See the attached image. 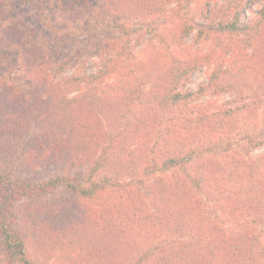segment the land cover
Wrapping results in <instances>:
<instances>
[{"label": "rangeland", "instance_id": "obj_1", "mask_svg": "<svg viewBox=\"0 0 264 264\" xmlns=\"http://www.w3.org/2000/svg\"><path fill=\"white\" fill-rule=\"evenodd\" d=\"M152 1L159 4V11L148 17L137 11L136 0H0V183L2 176L6 177L0 184V264H94L104 255L93 248L97 238L89 234L88 238L80 240L86 231L101 225H97L99 212L105 209L101 204L100 209L95 198L78 195L65 186L66 182L76 183L77 178L82 180L83 186H88L89 180L84 179L88 175L86 169L72 162L46 159L56 139L47 150L42 133L48 125V114L37 111L48 98L46 92L44 94L45 83L57 85L60 80L67 81V98L78 100L79 94L92 98L91 86L78 79L94 73L101 77L92 85L99 97L105 95V87L115 83L123 73L142 80V86L147 88L152 82L136 73L142 61L151 55L164 57L166 62L179 59L185 45V51L188 48L204 57L182 88L195 91L207 85L209 75L216 68L228 69L231 63L243 65L240 55L252 53L247 39L257 43L254 38L264 31L255 27L250 31L252 37L242 31L201 32L197 38L200 27L217 18L214 15L223 6L236 0ZM245 3L239 13L235 10L227 19L235 17L239 26L253 25L264 8V0ZM185 23L194 24L187 37L181 42L172 40L177 25ZM133 26H136L134 30ZM263 37L264 33L259 41ZM106 41L111 44L104 51ZM261 45L264 47V42ZM241 72L240 80L244 81L235 82V90L228 88L215 93L208 87L203 94L183 105L184 112L194 106H232L249 101L250 114L246 111L241 114L227 132L228 136L222 137L224 140L221 138L214 147L197 141L195 133H189L187 138L178 137L180 140H173L171 146L164 142L153 146V137L148 158H154L156 164L145 183L158 186L155 183L162 176L163 180L174 182L179 194L167 183L166 192L174 191L182 202L190 196L201 199L207 216L202 222L207 228H203L223 245L235 246V240L243 245L241 250L236 249L237 255L223 264H264V214L260 209L264 199L261 201L257 196L259 182L264 180L261 179L264 176V72L259 64L250 65ZM247 72L251 73L244 74ZM35 96L40 98L36 106ZM83 103L85 114H90L86 106L91 105V101ZM51 105L52 102H47L49 110ZM132 107L137 113L138 101ZM113 118L95 109L84 140L94 142V132L98 128L106 133L104 139L108 146ZM64 131L61 126L57 129L58 133ZM139 135L127 137L128 141H133L127 149L140 145ZM72 145L68 144V151ZM86 146L80 145L79 150L85 151ZM167 157L177 160L164 164ZM257 158H261L259 165L263 175L248 169V164ZM198 164L202 169L199 178L194 172L198 171ZM228 168H232L235 176L230 175L231 171L226 172ZM54 177H60V182L49 191L25 190ZM144 199L150 202V198ZM157 210L156 207L149 212L157 215ZM193 213L201 212L195 208ZM176 215L170 216L171 221L180 220L182 224L184 218L178 219ZM57 229L60 231L53 234ZM7 233L15 236L18 246L7 245ZM80 242L86 247L80 249ZM153 244L135 240L133 252L123 251L115 262L151 264L154 251L148 257H143L142 253Z\"/></svg>", "mask_w": 264, "mask_h": 264}, {"label": "trees", "instance_id": "obj_2", "mask_svg": "<svg viewBox=\"0 0 264 264\" xmlns=\"http://www.w3.org/2000/svg\"><path fill=\"white\" fill-rule=\"evenodd\" d=\"M150 1L136 0L137 11H141L143 16L150 17L159 11V4ZM249 1L251 0H236L232 1V7H230L231 4L223 6L214 15L218 16L217 18H213L206 26L199 28L197 38L201 32L218 34L225 31L232 33L242 31L243 34L248 33L247 35L252 37L250 34L252 29L254 30L255 27L257 30L258 27L264 29V8L258 14L253 25L239 26L236 24L235 17L231 20L227 19V16L230 13L234 14L235 10H238L239 13L243 4ZM160 4L164 6L163 3L160 2ZM234 7L235 9L231 12ZM193 27V23L178 24L172 32L171 39L183 41ZM106 28L109 29V27ZM135 28L136 26L131 27L132 30ZM263 33L264 31L254 38L257 39V43L253 42V39H247V47L252 48V53L245 52L240 55L239 59L244 61L243 65L231 63L228 69L216 68L209 75L207 85H201L195 91L182 90V88L188 82L189 74L199 66L204 57L189 51L188 48L185 51V45L182 46V57L179 59L166 62L164 57L151 55L147 60L142 61L141 65L137 67L138 69L135 68L138 76H143L147 82H152L151 86L147 88L142 86V80L137 81L133 76L129 77L124 73L117 77L115 83L105 87V95L101 97L95 95L97 89L92 87L97 80H101V77L95 73L78 79L91 86L92 90L89 89V93L92 98L82 94H79L80 100L67 98L69 91H66L68 82L65 80H60L57 85H46L47 83L43 85L46 88L44 94L46 92L48 98L42 101L37 111L43 110L48 114V125L46 124L42 133L47 150L50 149L53 139H56L55 147L50 150L46 159L49 162L63 163L65 161V163L72 162V164L84 166L88 174L84 179L89 180V185L83 186L82 180L77 178L76 183L66 182L65 186L78 195L95 198L99 206L101 204L102 209H105L103 212H99L97 225H101L86 231L85 236L80 240L88 238L89 234L97 238V242L93 243V248L104 252V255H100V260L97 259L94 264L114 263L121 258L123 251L133 252V241L138 239L145 243H154L148 245L142 253L143 257H148L154 251L151 264H223L228 262L232 256L237 255L236 249L243 248V245L236 240L235 246L231 247L230 243L223 245L213 234L204 229L207 227L202 222L206 214L200 198L185 197L186 200L182 202L180 195L174 191L166 192L168 189L164 188L166 183L176 188L172 180H163L164 178L161 176L160 181L155 183L158 186L154 187L152 184H146L145 180L146 176L153 172L156 164L154 158L150 160L148 158V152L152 145L164 142L171 146L172 141H176L178 137L187 138L189 133H195L197 141L214 147L218 145L217 142L222 137L228 136L227 132L231 131L234 121L241 114L245 111L250 114L252 107L249 101H242L241 104L232 106L225 104H218L214 107L194 106L192 109H186L185 112L183 105L203 94V91L208 87L215 93L228 90V88L235 90V82H238L240 75L243 74L241 71L250 65L253 67L259 64L264 72V47L261 45L264 42V37L259 41ZM216 38L220 42L219 37L216 36ZM105 44L107 45H105L104 51L111 43L106 41ZM239 66L241 68L237 70ZM240 81L243 82L244 79ZM39 96L42 97V95ZM85 100L91 101V105L86 106L87 110H91L88 115L84 112L83 102ZM136 101L139 105L137 113L133 112L132 107ZM34 102V106H36L40 102V98L35 96ZM47 102H52L51 110L48 109ZM75 108L77 109L76 113L74 112ZM95 109L102 112L105 117H114L108 146L104 139L106 133L98 128L94 132V142L89 143L88 140H84L83 136L91 125L89 123L95 117ZM169 116H172L171 119H167ZM60 126L65 129L63 133L57 132ZM137 133L140 134V145L135 149H127L133 144V141L130 139L128 141L127 137L130 135L133 138ZM153 137L154 142L149 146ZM119 138L122 140L118 141ZM69 143L73 144L70 151L67 150ZM80 145H87L86 150L80 151ZM140 147H142L141 150ZM176 160L173 157L170 159L167 157L163 163L171 164ZM261 163V158H257L248 164V169L263 175ZM227 166H229L228 163ZM197 167L198 171L194 172L199 178L202 169L199 164ZM231 170L232 168H228L226 172ZM230 175L235 176L234 171H231ZM5 178L2 176L0 184L4 183ZM261 179H264V176ZM193 180H197V178L193 177ZM58 182H60V177H54L39 183L38 187L36 185L33 189L25 190L46 192L54 188ZM249 182L256 184L252 180ZM25 186L30 185L26 184ZM258 186L257 196L262 201L264 199V180L259 182ZM196 187L199 186L196 185ZM176 191L178 193L177 188ZM153 193L155 196H152ZM144 198H150V202H152H146ZM185 203H187L186 206ZM260 204L263 215L264 200ZM156 207L158 208L157 215L149 212L150 209L155 210ZM195 208L204 216L201 213H193ZM186 211L187 216H185ZM172 214H177L178 219L182 216L183 223L180 224V220L171 221ZM157 224L163 228L162 231H158L160 227L158 228ZM46 227H49V224ZM58 231L60 230H54L53 234L56 235ZM6 236L9 238L6 242L7 245H19L14 235L7 233ZM101 241L104 242L101 243ZM78 247L83 249L86 245L80 242Z\"/></svg>", "mask_w": 264, "mask_h": 264}]
</instances>
